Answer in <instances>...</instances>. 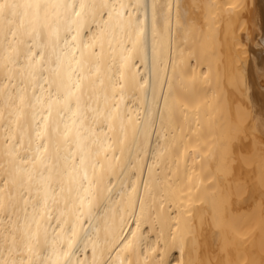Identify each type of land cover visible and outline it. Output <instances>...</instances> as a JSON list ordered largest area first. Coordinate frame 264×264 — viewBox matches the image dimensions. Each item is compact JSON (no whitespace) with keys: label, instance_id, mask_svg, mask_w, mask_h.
Listing matches in <instances>:
<instances>
[{"label":"bare ground","instance_id":"bare-ground-1","mask_svg":"<svg viewBox=\"0 0 264 264\" xmlns=\"http://www.w3.org/2000/svg\"><path fill=\"white\" fill-rule=\"evenodd\" d=\"M0 264H264V0H0Z\"/></svg>","mask_w":264,"mask_h":264}]
</instances>
